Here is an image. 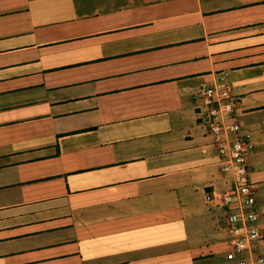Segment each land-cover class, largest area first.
<instances>
[{
	"label": "crops",
	"instance_id": "0c3cea01",
	"mask_svg": "<svg viewBox=\"0 0 264 264\" xmlns=\"http://www.w3.org/2000/svg\"><path fill=\"white\" fill-rule=\"evenodd\" d=\"M222 78L264 236V0H0V264H236Z\"/></svg>",
	"mask_w": 264,
	"mask_h": 264
},
{
	"label": "built area",
	"instance_id": "2783aa9c",
	"mask_svg": "<svg viewBox=\"0 0 264 264\" xmlns=\"http://www.w3.org/2000/svg\"><path fill=\"white\" fill-rule=\"evenodd\" d=\"M206 124L218 157V165L230 189L214 193L209 202L221 210L223 225L231 237L225 259L236 264H264V258L245 261L251 242L264 236L258 228L260 209L256 205V187L250 180L248 158L253 150L249 136L241 137L236 118V98L222 78L201 92Z\"/></svg>",
	"mask_w": 264,
	"mask_h": 264
},
{
	"label": "rangeland",
	"instance_id": "374dc122",
	"mask_svg": "<svg viewBox=\"0 0 264 264\" xmlns=\"http://www.w3.org/2000/svg\"><path fill=\"white\" fill-rule=\"evenodd\" d=\"M223 253H225V252L223 251Z\"/></svg>",
	"mask_w": 264,
	"mask_h": 264
}]
</instances>
